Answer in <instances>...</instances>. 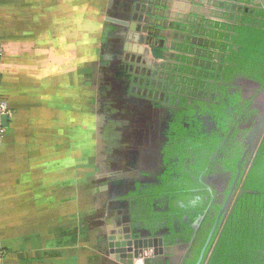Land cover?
<instances>
[{
  "label": "flooded vegetation",
  "instance_id": "af4514ba",
  "mask_svg": "<svg viewBox=\"0 0 264 264\" xmlns=\"http://www.w3.org/2000/svg\"><path fill=\"white\" fill-rule=\"evenodd\" d=\"M177 1L192 7L171 54V35L156 22ZM255 1L113 0L94 119L101 198L90 218L104 227L110 264H122L115 256L130 242H146L145 264H209L240 200L255 193L246 184L264 137L248 136L263 110L264 76L229 60L240 51L233 28L264 20Z\"/></svg>",
  "mask_w": 264,
  "mask_h": 264
},
{
  "label": "crops",
  "instance_id": "0c3cea01",
  "mask_svg": "<svg viewBox=\"0 0 264 264\" xmlns=\"http://www.w3.org/2000/svg\"><path fill=\"white\" fill-rule=\"evenodd\" d=\"M112 2L0 0V91L10 111L0 147V264H110L102 250H88L102 230L75 240L73 211L75 194L85 208L98 168L91 138ZM175 3L156 22L171 35L170 53L192 7Z\"/></svg>",
  "mask_w": 264,
  "mask_h": 264
},
{
  "label": "trees",
  "instance_id": "16d2710c",
  "mask_svg": "<svg viewBox=\"0 0 264 264\" xmlns=\"http://www.w3.org/2000/svg\"><path fill=\"white\" fill-rule=\"evenodd\" d=\"M233 30L231 42L240 47V51H233L229 57L231 63H236L235 69L246 65L244 69H255L264 76V20L249 16ZM219 38L229 39L230 35L221 33ZM246 187L255 193L245 194L240 200L209 264H264V141Z\"/></svg>",
  "mask_w": 264,
  "mask_h": 264
},
{
  "label": "rangeland",
  "instance_id": "374dc122",
  "mask_svg": "<svg viewBox=\"0 0 264 264\" xmlns=\"http://www.w3.org/2000/svg\"><path fill=\"white\" fill-rule=\"evenodd\" d=\"M1 61V59H0ZM1 74H0V87H1ZM1 92V91H0ZM92 105V104H91ZM93 106H91V111H93ZM94 124V123H93ZM91 139V148H95V136H93ZM91 154H93L92 156L94 158H92V162L95 163V166H98L96 174L93 176L94 179L93 181H91L90 183V187H89V199L88 201H86V206L83 209V211H79L78 205H77V197L79 194H75V210L74 212V224H75V240H81L82 238H85V236L93 231L94 228H96L97 230H102L104 227H101V225L97 224L95 222L94 219L90 220L91 217H95L96 214H98V200L101 198V181H102V176L100 174V169H101V158L96 156V152H91ZM98 158V159H97ZM74 191H77L76 189H74ZM75 241V242H76ZM92 243H91V247L88 248V250H93L94 252H98L97 249H99L100 251L102 250V252L104 251L103 247H101V245L99 243H97V241H99V239L97 237L92 238ZM93 247V248H92ZM86 248L84 249H80L79 251H77V254H80L81 252L85 251ZM76 250V249H75ZM76 252V251H75ZM4 255V251H2V249L0 248V258H2Z\"/></svg>",
  "mask_w": 264,
  "mask_h": 264
},
{
  "label": "water",
  "instance_id": "95a60500",
  "mask_svg": "<svg viewBox=\"0 0 264 264\" xmlns=\"http://www.w3.org/2000/svg\"><path fill=\"white\" fill-rule=\"evenodd\" d=\"M256 4L261 5V8L264 10V0H256L255 1ZM133 28L137 29V31L142 32L141 28H139V26L137 27V24L133 23ZM139 39V35H137V38L135 39V41H138ZM141 42L145 43V39L144 37H142ZM2 123L3 126L6 128L9 126V116L5 115L2 117ZM260 133V137L262 139V137H264V106H263V110L261 112V114L259 115V118L257 120L256 126L255 128L251 131V133L248 136V140L251 142L257 134ZM248 193H253L252 191H248ZM128 239L131 238L130 235H128L127 237ZM146 242H138L136 244H132V242H130L128 244V248L124 247L123 249L118 250L119 253H122V257L121 255H117L115 256V259H117L118 261H120L122 264H145V258H148L149 253H148V249H144L143 250V245H145ZM112 246V245H111ZM134 246V247H133ZM146 247V246H145ZM113 252V250H112ZM130 252V253H129ZM133 252V257L131 255H129V260L126 259V254L129 253L131 254ZM118 254V253H117ZM151 254V252H150ZM114 257V256H112Z\"/></svg>",
  "mask_w": 264,
  "mask_h": 264
},
{
  "label": "built area",
  "instance_id": "2783aa9c",
  "mask_svg": "<svg viewBox=\"0 0 264 264\" xmlns=\"http://www.w3.org/2000/svg\"><path fill=\"white\" fill-rule=\"evenodd\" d=\"M5 115L10 116V111H9L8 106L5 103L4 98L0 92V147H1L2 139H3V135H4V129H5V127L3 126V123H2V117Z\"/></svg>",
  "mask_w": 264,
  "mask_h": 264
}]
</instances>
